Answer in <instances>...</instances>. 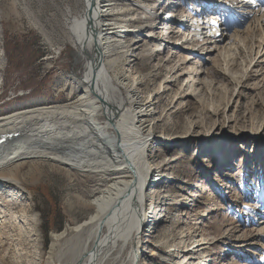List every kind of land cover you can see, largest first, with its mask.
Wrapping results in <instances>:
<instances>
[{"label": "rangeland", "instance_id": "374dc122", "mask_svg": "<svg viewBox=\"0 0 264 264\" xmlns=\"http://www.w3.org/2000/svg\"><path fill=\"white\" fill-rule=\"evenodd\" d=\"M210 1L227 5V21L237 23L209 54L195 51L204 43L197 38L183 42L190 50L173 48L183 35L178 27L184 26L178 23L165 50L160 41L143 37L150 33L160 38L162 13L173 10L180 18L195 10V1L109 0L104 8L105 31L114 33L106 66L125 84L126 107L135 116L145 106L150 112L145 127L137 128L151 135L146 153L152 155V170L144 192L153 186L159 207L155 223L149 217L152 201L144 207L143 220L151 224L140 229L139 264H188L189 256L197 264H264V238L247 242L252 247L237 239L249 232L259 236L263 227L257 213L264 209V31L252 24L248 32L240 3ZM84 7L83 0H0V115L21 106L76 99L82 87L74 77L83 74L84 60L76 56L69 26ZM98 116L103 121L101 112ZM29 161L19 168L18 180L0 190V253H5V264L68 262L76 238L82 242L87 236L86 227L74 226L93 211L90 199L114 174L74 170L66 175L46 162L30 173ZM49 205L51 219H61V225L45 234L42 223ZM15 223L22 226L20 240H14ZM146 238L151 241L144 242ZM200 238L208 241L207 248L194 254L195 248L190 249ZM115 253L107 264H130V244Z\"/></svg>", "mask_w": 264, "mask_h": 264}, {"label": "bare ground", "instance_id": "6f19581e", "mask_svg": "<svg viewBox=\"0 0 264 264\" xmlns=\"http://www.w3.org/2000/svg\"><path fill=\"white\" fill-rule=\"evenodd\" d=\"M83 1L85 6L83 15L73 17L69 26V37L77 48L76 56L78 55L77 57L84 60L83 74L73 76L82 88L78 90L77 97L72 103L21 106L0 115V135L9 134L0 143V190L18 180L19 168L28 160L31 161H29L30 166L27 170L29 172L30 170L37 171L40 162H46L54 171H62L66 175L74 170L78 173H90L95 176L112 172L114 174L112 180L89 201L93 211L74 226L75 229L86 227L84 230L87 232V236L82 242H79V237L76 238L77 242L68 249V251H72L69 261L62 264H107L110 256L115 252L119 254L127 243L130 244L131 253L128 261L130 264H139L140 229L149 222V219L143 220L144 207L148 201L150 203L152 201L153 205H151L152 209L149 213L153 214L149 217L152 218L150 222L153 223H155L154 216L159 207L157 201L159 192L154 190L153 186L149 192H144L152 170L148 165L152 155L146 153V146L151 141V135L150 133L142 134L137 128V126L142 128L150 112L148 106L144 105L146 108L144 107L135 116L130 108L126 107L125 104L129 97L121 90L125 84L119 77L112 76L109 67L106 66L108 42L110 34L113 33L109 30L105 31L107 28L103 22L104 11L107 10L104 8H108L109 0ZM192 1H195L196 4L193 5L195 10L191 14L181 15L178 18L177 13L173 10L162 13L165 15L163 19L160 16L163 35L159 38L157 35L145 34L143 37L146 38V41L154 44L160 41V45L164 46L161 48L165 50L172 42L173 24L178 23V26H184L183 29L178 27L183 35L179 39L180 42H174L173 48L190 50L183 44L188 43L187 38L189 40L197 38L204 43H200L196 52L201 53L205 50L206 54L213 52L218 44H222L224 41L228 27L234 28L237 22L229 23L228 17L225 20L221 19L219 27H213L209 21L214 19L217 14L216 12L212 13L211 6L218 5V3L210 0ZM202 2H205L206 5L210 4V7L205 10L206 5L202 6L200 4ZM232 2L236 5L241 4L237 7L241 9L239 12L242 11L241 21L248 20L249 22L247 24L248 32L254 29L250 26L252 24L257 25L261 32L264 31L262 30L264 28V6L261 5L264 4V0L258 1L259 3L255 0H232ZM253 8L255 10H252ZM153 16L158 18L156 14ZM214 43L215 45L212 46L211 44ZM205 45L207 46L205 47ZM208 48L213 49L207 50ZM224 48L225 46L220 45V49ZM189 59L191 60L192 57ZM179 75H182V71ZM192 88V92H195L196 87ZM197 88L202 91V88ZM131 96L133 95L131 94ZM100 112L104 116L103 121L98 116ZM143 127L145 126L143 125ZM12 164L15 165L12 166ZM10 165L12 167L8 168ZM162 177L164 176L161 175L156 181L159 183ZM258 214L263 219L258 222L263 224L260 235L249 232L245 236L237 238L238 242H244L245 246H255L254 243L247 244V242H253L259 237L264 238V209ZM254 215L256 212L251 214V216ZM150 222L149 224H151ZM2 223L0 221V235ZM19 224L15 225L18 237L15 235L14 240H20L23 237L22 226ZM146 235L151 239V234ZM150 239L146 238L144 242H148ZM207 244L208 241L200 238L190 250L195 248L192 250L194 254L205 251ZM233 247L240 249L242 245L235 246L233 244ZM260 249L264 250V248ZM240 252L242 253V251ZM62 256L61 253L57 255L60 260ZM4 257L5 253H0V264L6 263ZM189 257L192 260H188V264H197L195 258Z\"/></svg>", "mask_w": 264, "mask_h": 264}, {"label": "trees", "instance_id": "16d2710c", "mask_svg": "<svg viewBox=\"0 0 264 264\" xmlns=\"http://www.w3.org/2000/svg\"><path fill=\"white\" fill-rule=\"evenodd\" d=\"M49 211L46 213V216L43 219L42 230L45 234L52 229V227H59L61 225V219H51L52 216V207L49 205Z\"/></svg>", "mask_w": 264, "mask_h": 264}]
</instances>
